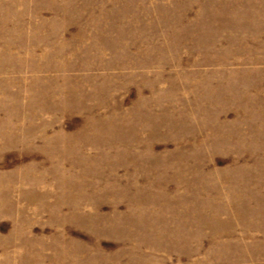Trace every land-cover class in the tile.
I'll return each mask as SVG.
<instances>
[{"label":"rangeland","instance_id":"obj_1","mask_svg":"<svg viewBox=\"0 0 264 264\" xmlns=\"http://www.w3.org/2000/svg\"><path fill=\"white\" fill-rule=\"evenodd\" d=\"M0 264H264V0H0Z\"/></svg>","mask_w":264,"mask_h":264}]
</instances>
